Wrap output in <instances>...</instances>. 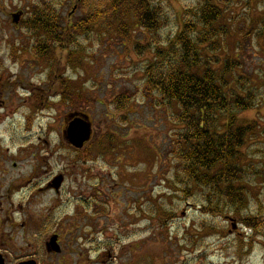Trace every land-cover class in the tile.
Masks as SVG:
<instances>
[{"label": "rangeland", "instance_id": "obj_1", "mask_svg": "<svg viewBox=\"0 0 264 264\" xmlns=\"http://www.w3.org/2000/svg\"><path fill=\"white\" fill-rule=\"evenodd\" d=\"M112 1L0 0V250L11 264L32 253L40 264H264V0H210L223 16L202 65L225 69L230 102L252 103L229 110L253 126L232 186L247 204L225 198L213 215L202 209L209 188L185 191L180 109L146 77L186 20L199 36L208 0H149L155 31L132 18L137 1L119 2L128 9L114 19ZM44 16L55 23L47 31ZM72 111L93 123L80 151L63 136ZM53 234L63 251L48 258Z\"/></svg>", "mask_w": 264, "mask_h": 264}, {"label": "trees", "instance_id": "obj_2", "mask_svg": "<svg viewBox=\"0 0 264 264\" xmlns=\"http://www.w3.org/2000/svg\"><path fill=\"white\" fill-rule=\"evenodd\" d=\"M121 1L128 4L137 1L139 13L135 14L136 17L132 16L134 21L144 29H157L158 20L153 17L157 12L149 0H113L110 6L112 15L109 16L114 19L120 10L128 9L124 4L119 9L118 3ZM198 16L203 26L199 36L193 38L190 35L195 32L196 24L186 20L183 30L171 43L169 56L160 61V66L151 65L146 77L147 84L159 89L169 103H177L180 109L178 115L183 127L178 137V155L191 182L185 191L193 186L209 188L205 192L207 205L202 209L213 215L222 210L221 203L225 198V202L233 200L236 210L245 208L247 204L242 203L243 190H232V186L241 179L240 168L235 167L234 161L240 156L246 138L253 132V126L240 125L236 113L229 109L234 105L247 110L252 107V103L241 96L231 103L224 89L227 85L223 74L225 69L218 71L209 62L204 67L201 62L202 48L211 47L212 39L218 36L210 39L211 31L214 30L212 25L222 19L223 9L208 0ZM40 20L46 31L54 27V19L49 21V17L45 16L38 18L39 25ZM47 34L54 37L53 33ZM218 46L215 44L214 48L218 49ZM176 48L181 52L178 53V49L175 51ZM174 51L176 55L179 54L176 61L170 59ZM226 112L229 113L227 123L219 124ZM244 219L248 227H255L250 217Z\"/></svg>", "mask_w": 264, "mask_h": 264}, {"label": "water", "instance_id": "obj_3", "mask_svg": "<svg viewBox=\"0 0 264 264\" xmlns=\"http://www.w3.org/2000/svg\"><path fill=\"white\" fill-rule=\"evenodd\" d=\"M22 16V13L14 14V21L18 23L20 21V18ZM69 125L64 131V135L66 140L73 145L74 147L81 149L87 143L90 141L92 136V122L90 121V118L86 114H82L79 112L73 113L69 116ZM63 177L58 176L53 182V186L56 189H59L62 183ZM234 222V220H233ZM233 227L236 228V225L234 224ZM57 236L52 237L51 242L49 243V246H53V249L56 251H60V248L58 245H56ZM0 264H4L0 257Z\"/></svg>", "mask_w": 264, "mask_h": 264}, {"label": "flooded vegetation", "instance_id": "obj_4", "mask_svg": "<svg viewBox=\"0 0 264 264\" xmlns=\"http://www.w3.org/2000/svg\"><path fill=\"white\" fill-rule=\"evenodd\" d=\"M50 184L51 183H49V185ZM55 235L56 234H53V236H55ZM49 240L46 242V246L44 245L48 258H52V257H55V256L61 254L63 251V245H61V241H60L59 237H58L57 244L60 248V252L53 251V246H49V243H50ZM0 257H1L2 261L4 262V264H11L8 262L6 255L1 250H0ZM16 264H40V263H39L38 259L34 256V253H32L31 255L21 256L19 258V261Z\"/></svg>", "mask_w": 264, "mask_h": 264}]
</instances>
